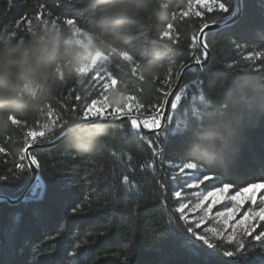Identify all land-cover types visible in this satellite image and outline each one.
Segmentation results:
<instances>
[{
	"label": "trees",
	"instance_id": "1",
	"mask_svg": "<svg viewBox=\"0 0 264 264\" xmlns=\"http://www.w3.org/2000/svg\"><path fill=\"white\" fill-rule=\"evenodd\" d=\"M190 1L183 0L179 7L171 8L167 0H153L140 17L118 24L102 14L103 5L98 0H0V49L21 41L27 45L38 38L45 47L54 46L66 54L63 65L48 78L47 90L32 106L24 107L20 124L12 125L6 135L0 136V147L4 149L0 152V177H7L0 180V192L11 198L13 194L19 197L26 189L30 172L19 173L16 164L25 163L20 157L28 146L50 143L82 122L98 120L84 118L91 102L101 100L104 82L96 84L95 71L79 82L76 59L82 50L71 42L75 33L89 38L93 51L107 60L110 79L115 78L110 85L111 96L129 99L139 117L161 116L183 67L204 57L197 44L203 24H211L221 15L217 9H192ZM227 2L235 4L234 0ZM240 6L233 26L204 36L209 53L207 64L198 71H186L177 93L185 90L176 111L189 125L200 123L193 108L203 112L207 107L216 113L212 123L204 118L205 125L193 133L188 149V153L198 154L209 143L215 146V166L195 161L200 177H215L201 184L204 191L227 182L235 184L229 189L230 194H235L249 184L264 182V109L260 107L264 86V0H241ZM197 12L201 15L197 16ZM156 57L162 61L156 75H142L144 62ZM69 69L71 74H67ZM241 79H247L249 84L237 88L234 96L222 89ZM194 80L201 82L195 100ZM201 94L205 101H214L211 106L201 101ZM175 123L174 115L166 125L173 127ZM45 124L50 131L43 127ZM94 128L114 132L104 152L79 153L68 143L75 134L83 136L85 130ZM30 131L45 135L28 144L32 140L27 135ZM75 134L54 147L29 153L37 158L38 175L47 186L45 200L39 204V217L30 216L35 206L31 201H0V264H200L181 243V237L188 235L184 229L189 224L182 220L168 223L169 215L179 217L175 211L174 172L193 160L173 146L179 141L161 134L159 141L170 143L157 157L152 146L157 143V134L141 135L132 130L131 122L92 125ZM17 175L23 178L17 180ZM126 175L130 184L139 186L131 195L129 186L123 183ZM58 184L70 195L58 194ZM77 204L83 211L73 215L71 207ZM16 212L22 213L20 222L13 219ZM196 231L206 236L202 230ZM260 232H264V220L253 234ZM207 238L218 245L213 264H261L264 258V244L252 236L241 237L247 247L236 257L224 255L235 250V242Z\"/></svg>",
	"mask_w": 264,
	"mask_h": 264
},
{
	"label": "snow or ice",
	"instance_id": "2",
	"mask_svg": "<svg viewBox=\"0 0 264 264\" xmlns=\"http://www.w3.org/2000/svg\"><path fill=\"white\" fill-rule=\"evenodd\" d=\"M214 9H217L221 15H219L217 18L211 20L212 25H219L221 27H231L234 25V23L237 22V19L240 15L241 9L239 7V0H237L236 4H230L227 2V0H213V2L209 5H207V10L209 12H212ZM187 13H185L186 15ZM197 16L201 15V13L197 12ZM69 23H73V21H68ZM209 23H204L203 28L201 29V33H203L204 29L209 28ZM169 28L172 26L169 25ZM206 35V34H205ZM175 42V41H173ZM204 52L207 53L208 50V44L207 42H204ZM239 47V45H237ZM257 55H260L258 53ZM196 64H200L201 60L196 59ZM231 67V65L229 66ZM133 73L135 74V66H133ZM112 82L115 83V78H111ZM193 84L196 86V88L193 89L192 93V99L195 100L196 98V89L201 87V82L199 80H194ZM249 81L247 79H241L238 81L234 82H229L225 84L222 89L226 90V94L230 96H234L235 91L237 88H242L244 86H248ZM108 84L104 83L103 84V89L107 88ZM185 94V90H182L180 94H177L175 96V99L171 102V109L172 113L167 114L164 119L168 122H172L174 119H176L175 126L173 127H168L166 124H162L161 118L159 117H154L153 119L149 120H144L143 124L145 128H150V129H160L161 132L157 133V143L155 145H152L154 148V155L157 157H160L164 154V152L167 150L169 147V140H166L164 142L159 141V136L161 134L166 135L167 137L171 138L172 141L178 140L179 143L174 144L173 146L180 150L182 149L184 155H188V149L190 144L193 142V133L200 127H203L205 125V120L204 118L207 117L208 123H212V121L216 117V113L212 111H208L207 107H205V110L203 112L193 108V113L195 114L196 117L200 119L199 125H189L187 121L182 120L180 118V115L177 113L178 105L182 99V95ZM131 99V97H130ZM201 101L205 102V105L208 104V101H205V98L203 94L200 96ZM99 101L93 100L91 104L88 106V110L91 111L93 106H95ZM137 109H139L140 105H136ZM260 107L264 109V86L261 88L260 92ZM43 113V112H42ZM48 115H51V109L48 110ZM120 113L117 111L114 114L113 118L119 117ZM125 116H127V113H124ZM11 120V123L13 125H18L20 124V121L15 118V117H9ZM131 126L132 130L135 131L138 127L137 119L132 118L131 119ZM45 129H48L49 131L51 130L47 124L43 126ZM28 136L33 137L31 141H27L26 143L28 144H34L36 143L35 137L37 136H44V132H36V131H30L27 133ZM230 137H232V134H229ZM151 143V142H150ZM229 147H231L229 143ZM4 149L0 147V152H3ZM21 161H25L26 163H17L16 168L19 173H23L26 170L28 172L31 171V166L35 165L36 168L40 167V164L35 156H30L27 152H25L24 155L20 157ZM131 159V157H129ZM149 167H153V165H149ZM185 169H191V170H197L198 169V164L195 162V160H189L188 162L183 163L181 167H179V170L181 173L185 171ZM202 171V169L200 170ZM199 175V172L194 171L193 175V183H190L188 187H193L196 184L202 183L203 181L197 179V176ZM17 180L22 179L23 177L21 175H17L15 177ZM7 177H0V180H6ZM209 179H215L214 176L210 175H204L203 180H209ZM123 183L128 187L129 195L132 194V191L134 189H138V185L132 183L130 184V178L126 175L123 178ZM235 184L234 183H223L222 186H219L215 189V191H210L207 193V195L204 197L205 200H207L209 197H212V203H218L217 196L218 194H223L225 192H228L230 188H234ZM264 188V182H258V183H252L249 184L247 187L241 188L239 191L236 192L235 195H232L230 197L231 200L237 201L238 197H241L243 193L248 192L250 189L251 190H256V189H261ZM55 191L58 194L61 195H70V192H68L63 185L58 184L57 187L55 188ZM46 192H47V186L44 183V181L41 179L40 176H36V182L31 186L30 188V196H25L24 197V203L27 204L29 201L33 202L35 205L31 211H30V216H35L39 217L41 215V208L39 207V204L45 200L46 197ZM175 195L179 197L181 195V192L177 191L175 192ZM5 198V195L3 192H0V201H3ZM13 201L18 200L19 198L16 197L14 194L11 197ZM252 202L255 203L254 197L252 198ZM166 204L167 202L164 201ZM261 204H264V199H261L260 201ZM185 206L181 205V207L176 208L175 211L180 213V216L178 218L174 217L173 215H169L168 217V223L169 225L175 224L178 220L185 221L187 223V216L185 215L183 208ZM211 208V205L208 206ZM83 208L81 205L77 204L74 207H71V213L73 215H76L79 212H82ZM229 212H231V209H229ZM251 212V209H249V212L244 213L245 219L248 218L249 213ZM223 215L224 213H220ZM13 219L16 222H20L22 218V213L16 212L13 213ZM253 215L259 216L261 220H264V207H261L259 209L258 213H254ZM196 227L200 226V222L196 221ZM241 224L244 223V220L240 221ZM13 231H16V227L13 228ZM184 232H186L188 235L187 237H181V243L182 246L193 256L196 257L200 264H213V259L215 257V249L218 247V245L213 244L210 242V240L207 238V236L199 234L194 227L191 225L187 226L184 229ZM245 234L252 235V239H254L257 242H260L261 244H264V232L260 233H254V228H245L244 229ZM230 240H235V250L234 251H226L224 252L225 256L228 257H236L238 254L243 253L246 250V243L243 239L236 240L235 237H230ZM200 243H197V242ZM134 250V249H133ZM211 250V251H210ZM74 254V253H73ZM261 264H264V258L261 259Z\"/></svg>",
	"mask_w": 264,
	"mask_h": 264
},
{
	"label": "clouds",
	"instance_id": "3",
	"mask_svg": "<svg viewBox=\"0 0 264 264\" xmlns=\"http://www.w3.org/2000/svg\"><path fill=\"white\" fill-rule=\"evenodd\" d=\"M103 5L102 14L123 24L141 16L142 11L153 0H98ZM183 0H167L171 8H177ZM115 35L119 37V29ZM65 52L61 49L45 47L38 38L27 45L22 41L6 50L0 49V136L6 135L12 127L9 117L19 119L25 115L24 107L32 106L47 90V80L55 69L63 65ZM159 57L144 62L140 72L144 76H155L161 66ZM67 74H71V69ZM213 100L208 101L211 106ZM105 128L85 130V135L75 134L68 141L70 146L79 153L98 154L104 152L113 138ZM211 141L212 137H204ZM215 146L212 143L199 150L189 152L195 161L207 166H215Z\"/></svg>",
	"mask_w": 264,
	"mask_h": 264
},
{
	"label": "rangeland",
	"instance_id": "4",
	"mask_svg": "<svg viewBox=\"0 0 264 264\" xmlns=\"http://www.w3.org/2000/svg\"><path fill=\"white\" fill-rule=\"evenodd\" d=\"M190 2H192V5H190L192 9L196 10L197 7L207 9V5H209V3L204 0H192ZM71 42L82 50L76 59V74L79 82H81L90 71H95L93 80L96 81V84L100 82L108 84L107 88L103 89L102 87L103 93L101 100L93 106L91 111H87L84 121L107 117L117 119L124 117V113H127V116L137 117L138 114L134 111L133 104L129 99L110 95V85H112L113 82L108 73V62L98 52L93 51L89 38L80 35L79 33H75ZM117 111L120 113L119 117L113 118ZM170 111L172 112L171 108ZM154 117L161 118V116L158 115L140 118L143 124L144 120L150 121ZM37 137H35V139ZM194 171L199 172L198 169H185V171L181 173L179 168L174 172V179L176 180L175 192H181L179 197L174 193V198L177 200L176 208L181 207V205L185 206L183 211L187 216L186 224L191 225L195 229L202 230V233L209 238H224L229 242H235V240H230V237H235L236 240H240L242 239L241 237L252 236L245 234L244 229L254 228L255 231L259 223L262 221L259 216L253 214L258 213L259 209L264 207V204L260 203L261 199H264V188L256 190L250 189L248 192L243 193L241 197H238L237 201L230 199V197L236 193L230 194L228 190V192L218 194V203L213 204L212 197H209L207 200L204 199L210 191H204L201 187V184L207 180H203L200 175L197 176V179L203 182L196 184L191 188L188 187L190 183H193ZM253 197L255 203L252 202ZM209 205H211V208L208 207ZM229 209H231V212H229ZM249 209H251V212L249 213L248 218L245 219L244 213L249 212ZM220 213L224 214L221 215ZM178 214L180 216V213ZM241 220H244L243 224L240 223ZM196 221L200 222L199 227H196Z\"/></svg>",
	"mask_w": 264,
	"mask_h": 264
},
{
	"label": "water",
	"instance_id": "5",
	"mask_svg": "<svg viewBox=\"0 0 264 264\" xmlns=\"http://www.w3.org/2000/svg\"><path fill=\"white\" fill-rule=\"evenodd\" d=\"M234 1H235V4H236L237 0H234ZM240 1L241 0H239V7L241 9ZM209 25H210L209 28L204 29L203 33H201V31H200V33L197 36V44L200 46L201 50L203 51L204 57H203V59H202L200 64H196V62L189 63L186 66H184L183 69L181 70L180 75H179V77L177 79V82H176L174 88L171 90V92L167 96V99L165 101L164 107L162 109V112H161L162 124H166L167 123V121L164 119V117L167 114H169V111H170V108H171V102L174 100L175 96L177 95V93L179 91V87H180V84H181V81H182V78H183L185 72L186 71H191V72L198 71L199 69L203 68L207 64V61H208V58H209V53H208V50H207V53L204 52V47H203V45H204V41H203L204 40V36H205V34L211 32V31L223 28V27H221L219 25H212V24H209ZM132 118H136L137 119L138 127H137L136 130L141 135L151 136V135H154V134H157V133L161 132L160 129H147V128H145L143 126V124L141 122V118L139 116H137V117L136 116H124V117H120V118H117V119H111V118L98 119V120H93V121H90V122H82L79 125L66 130L60 137H58L56 140H54V141H52L50 143L42 144V145L41 144L40 145H30L24 150L23 155L25 154V152H27L29 154L30 151H32L34 149H42V148L54 147V146L60 144L61 142H63L67 137H69V136L75 134L76 132H78L79 130H82V129L87 128L89 126L97 125V124H119V123H122V122H131ZM36 176H39L38 175V170H37L35 165H32L31 166L30 179H29L28 185H27L26 189H24V191L18 197L19 199L16 200V201H13L11 198L5 196L3 201L7 202L9 204H17L19 202L24 201V197L27 196L28 191L30 190V188L34 184V182L36 181Z\"/></svg>",
	"mask_w": 264,
	"mask_h": 264
}]
</instances>
